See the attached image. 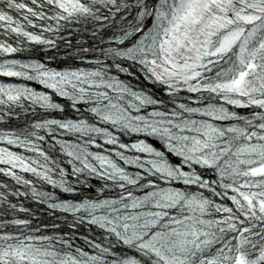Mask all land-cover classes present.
<instances>
[{
	"label": "snow or ice",
	"instance_id": "1",
	"mask_svg": "<svg viewBox=\"0 0 264 264\" xmlns=\"http://www.w3.org/2000/svg\"><path fill=\"white\" fill-rule=\"evenodd\" d=\"M0 264H264V0H0Z\"/></svg>",
	"mask_w": 264,
	"mask_h": 264
}]
</instances>
